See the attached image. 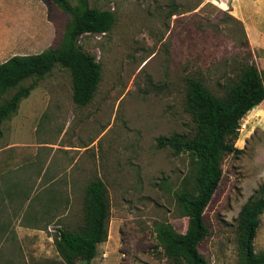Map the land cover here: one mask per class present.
<instances>
[{"label": "rangeland", "instance_id": "1", "mask_svg": "<svg viewBox=\"0 0 264 264\" xmlns=\"http://www.w3.org/2000/svg\"><path fill=\"white\" fill-rule=\"evenodd\" d=\"M88 5L112 10L115 18L107 32L78 40L100 65L92 99L75 104L70 70L56 65L0 125V156L5 162L19 156L23 163L28 216L40 229L23 242L24 257L15 264H86L66 262L55 239L61 228L79 231L86 187L95 177L107 189L109 218L107 238L90 263L173 264L156 228L167 222L186 229L179 194L190 155L159 147L156 138L194 133L184 108L188 77L200 78L222 96L249 59L264 78V0H88ZM69 21L47 0H0V63L59 47ZM235 146L240 151L224 156L220 184L204 211L209 232L200 251L208 264L238 263L237 215L264 183V99L241 119ZM254 250L264 253V212Z\"/></svg>", "mask_w": 264, "mask_h": 264}, {"label": "trees", "instance_id": "2", "mask_svg": "<svg viewBox=\"0 0 264 264\" xmlns=\"http://www.w3.org/2000/svg\"><path fill=\"white\" fill-rule=\"evenodd\" d=\"M55 4L70 21L62 43L39 53L12 55L0 63V125L15 113L22 98L29 95L38 80L56 65L69 68L72 99L77 105L87 104L100 81V65L95 57L78 43L86 33L102 34L114 23L112 10L97 9L88 0H47ZM32 81L23 85L25 80ZM12 89H16L9 94ZM264 99V78L253 61L247 59L238 75L222 96L215 95L195 76L186 79L185 111L194 124V133L186 136L173 133L156 138L157 146L167 147L178 155H190L189 174L182 181L179 202L187 216L186 229L176 230L170 223L157 224L156 236L163 253L173 264H208L200 251L208 235L204 211L218 188L222 177V160L226 154L240 151L235 146L241 119ZM2 131L0 128V136ZM264 212V183L259 185L237 215V264H264V253L255 252L254 239ZM84 222L79 231L59 229L56 250L68 263L74 259L90 261L97 254L98 244L108 234L109 201L107 189L100 178H93L85 191Z\"/></svg>", "mask_w": 264, "mask_h": 264}, {"label": "crops", "instance_id": "3", "mask_svg": "<svg viewBox=\"0 0 264 264\" xmlns=\"http://www.w3.org/2000/svg\"><path fill=\"white\" fill-rule=\"evenodd\" d=\"M19 159L9 157L5 162L0 156V264H15L16 258L24 257L23 242L32 236L33 230H40L28 216L29 199L24 195L27 177L19 168L23 165L18 163Z\"/></svg>", "mask_w": 264, "mask_h": 264}, {"label": "built area", "instance_id": "4", "mask_svg": "<svg viewBox=\"0 0 264 264\" xmlns=\"http://www.w3.org/2000/svg\"><path fill=\"white\" fill-rule=\"evenodd\" d=\"M240 130V129H239Z\"/></svg>", "mask_w": 264, "mask_h": 264}]
</instances>
